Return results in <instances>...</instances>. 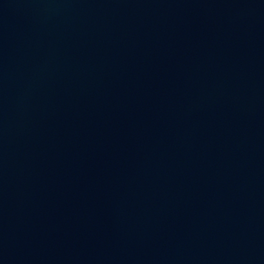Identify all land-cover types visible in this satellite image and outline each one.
Instances as JSON below:
<instances>
[{
  "label": "water",
  "instance_id": "water-1",
  "mask_svg": "<svg viewBox=\"0 0 264 264\" xmlns=\"http://www.w3.org/2000/svg\"><path fill=\"white\" fill-rule=\"evenodd\" d=\"M0 264H264V0H0Z\"/></svg>",
  "mask_w": 264,
  "mask_h": 264
}]
</instances>
